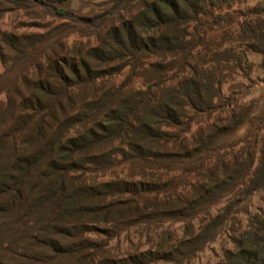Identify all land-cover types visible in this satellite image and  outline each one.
<instances>
[{
	"label": "trees",
	"instance_id": "1",
	"mask_svg": "<svg viewBox=\"0 0 264 264\" xmlns=\"http://www.w3.org/2000/svg\"><path fill=\"white\" fill-rule=\"evenodd\" d=\"M138 1L109 19L45 0L70 23L2 34V63L33 59L19 103L8 95L6 112H19L0 131V225L81 263L173 264L240 228L241 215L246 238L225 264H264V213L250 211L264 191V106L245 100L251 87L241 82L251 81L249 53L264 70V0ZM76 31L96 43L48 44ZM172 227L183 236L154 242ZM143 234L153 248L132 245Z\"/></svg>",
	"mask_w": 264,
	"mask_h": 264
},
{
	"label": "rangeland",
	"instance_id": "2",
	"mask_svg": "<svg viewBox=\"0 0 264 264\" xmlns=\"http://www.w3.org/2000/svg\"><path fill=\"white\" fill-rule=\"evenodd\" d=\"M69 9L73 10L79 16H92L94 14H106L119 13L123 17H128L132 13L136 12L141 4L138 0H120L119 7L114 8L112 0H68ZM259 0H246L248 5H256ZM0 0V45L2 46V34H15V35H28V34H40L46 33L54 27L60 26L63 23H70L69 21L61 19L57 16V4L52 5V8H48L45 5V0H42L41 5L32 4L31 6H14ZM44 5V9L42 7ZM128 11V12H127ZM113 18L111 15L109 19ZM110 20L107 21V24ZM77 32V31H76ZM63 35H55L49 40L48 44L52 41L67 42L69 45L74 42H82L84 44H95L98 36L96 35H83L82 32H77L68 38L61 39ZM59 44V42H58ZM58 44H54V50L58 51ZM3 47V46H2ZM44 47V45L42 46ZM40 52L38 49L36 55ZM40 54V53H39ZM248 58L250 62L254 64V69L250 75L251 81L241 80L244 85L250 86L248 94L245 96V100L250 101L256 99L260 106H264V70L260 68L262 56L258 53H249ZM33 58L26 55L22 59H17L15 55L10 54L5 58V62L0 61V131L6 126H11L12 117L18 112L19 108L13 109L11 112L8 110V95L12 98V104L19 103L20 94L25 93L28 90L26 83L27 70L31 64ZM40 59V58H39ZM43 61V60H41ZM226 88V87H225ZM226 90V89H225ZM250 211L255 214L264 213V191L253 197L250 205ZM240 221V228L238 225L234 231L230 233H218L214 240L204 246L202 252L198 255L184 262H177L173 264H225L228 256L235 253L240 246L239 242L246 238V233H241L247 222L246 216H238ZM237 229L240 231L235 232ZM177 230V227H172V232ZM176 233H154V242H161L165 238H181L184 233H180L178 230ZM35 233H9L0 225V261L5 264H90L89 261L81 263L78 258L74 256L57 255L47 248L39 247L33 237H36ZM88 238L101 243L107 239L105 233L87 234ZM152 238L150 234L148 237L146 234L140 236V238H133L132 235L130 242L134 246H139L141 249L153 248L151 244H147L148 240ZM59 239V238H58ZM61 244L66 245V241L59 239ZM30 245V246H28ZM111 246L124 250L128 247L125 243L118 244L116 240L110 242ZM29 247L33 255L44 258V263L29 262L24 256L23 248ZM107 251V250H106ZM18 254L16 256V254ZM167 264V263H156Z\"/></svg>",
	"mask_w": 264,
	"mask_h": 264
}]
</instances>
